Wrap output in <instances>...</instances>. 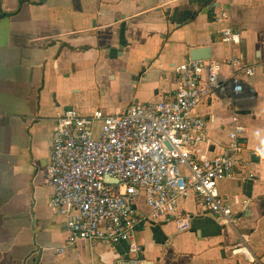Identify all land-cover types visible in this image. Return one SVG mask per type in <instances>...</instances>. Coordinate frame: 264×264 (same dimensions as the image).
<instances>
[{
	"label": "crops",
	"instance_id": "obj_1",
	"mask_svg": "<svg viewBox=\"0 0 264 264\" xmlns=\"http://www.w3.org/2000/svg\"><path fill=\"white\" fill-rule=\"evenodd\" d=\"M223 12L229 21H219ZM227 22L242 31L239 49L255 74L242 78L244 93L214 94L194 114L207 124L211 155L227 146L234 115L248 128L236 174L218 187L234 206L238 231L264 262V0H0V264L128 259L127 244L66 246L67 218L48 204L55 116L68 107L84 116L97 109L116 114L173 98L175 68L190 62L195 48L210 46L227 79ZM135 206L151 216L145 198ZM178 207L190 230H179L167 215L151 217L133 238L143 249L141 264H252L232 254L236 230L195 196Z\"/></svg>",
	"mask_w": 264,
	"mask_h": 264
},
{
	"label": "built area",
	"instance_id": "obj_2",
	"mask_svg": "<svg viewBox=\"0 0 264 264\" xmlns=\"http://www.w3.org/2000/svg\"><path fill=\"white\" fill-rule=\"evenodd\" d=\"M223 12L220 22L229 21ZM222 41L231 47V73L222 79L217 60L190 61L176 66L179 88L173 98L157 104H133L124 112L91 116L65 108L55 116L51 160L47 176L54 188L50 209L67 218L66 246L77 241L116 248L129 246L130 256L120 264H141L143 249L134 234L151 217L167 215L179 230H190V218L179 210V200L195 196L211 214L236 230L232 254L252 264H264L252 250L246 234L236 227L234 206L219 192V181L233 177L244 148L248 128L240 116L232 118L229 142L219 155L207 149L206 122L194 114L206 98L218 94L236 97L245 91L242 78L255 68L239 49L242 31L230 22ZM100 124L99 128L97 125ZM107 177L119 180L110 183ZM253 177V176H251ZM145 198L151 216L135 206ZM65 246L57 253H64Z\"/></svg>",
	"mask_w": 264,
	"mask_h": 264
},
{
	"label": "water",
	"instance_id": "obj_3",
	"mask_svg": "<svg viewBox=\"0 0 264 264\" xmlns=\"http://www.w3.org/2000/svg\"><path fill=\"white\" fill-rule=\"evenodd\" d=\"M191 61H202V60H211L213 59L212 48L210 46L202 47V48H195L192 49L190 52ZM68 109H73V107H68ZM110 183L114 182L116 184L119 183V180L107 177ZM40 259V255H39ZM40 261V260H38Z\"/></svg>",
	"mask_w": 264,
	"mask_h": 264
}]
</instances>
